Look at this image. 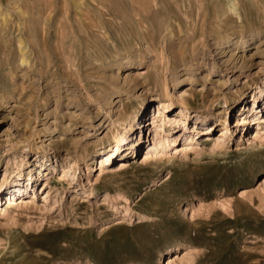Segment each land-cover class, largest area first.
<instances>
[{"label":"rangeland","instance_id":"rangeland-1","mask_svg":"<svg viewBox=\"0 0 264 264\" xmlns=\"http://www.w3.org/2000/svg\"><path fill=\"white\" fill-rule=\"evenodd\" d=\"M238 1L244 20L229 0H0V183L25 168L17 186H0V264H165L182 247L191 264H264V141L257 151L248 139L264 127V91L250 92L264 85V0ZM163 81L175 101L194 96L187 129L158 148L154 109L180 111L159 105ZM186 135L198 150L183 155ZM129 142L99 174L104 148ZM172 149L170 162L145 163ZM11 194L32 205L2 214Z\"/></svg>","mask_w":264,"mask_h":264},{"label":"bare ground","instance_id":"bare-ground-1","mask_svg":"<svg viewBox=\"0 0 264 264\" xmlns=\"http://www.w3.org/2000/svg\"><path fill=\"white\" fill-rule=\"evenodd\" d=\"M230 1V6H229V10L237 15L240 19H243L244 20V14H243V11H242V7H241V3L240 1L238 0H229ZM259 35V34H258ZM257 36V34H256ZM235 41V40H234ZM237 41V40H236ZM235 41V42H236ZM239 42V41H238ZM25 42H23V40L20 41V46L22 47L21 50H22V63H26V64H30L28 58H26V55L27 54V45L24 44ZM249 43V39L245 40L244 42H242V47H245L246 44ZM240 44V43H239ZM250 44V43H249ZM248 44V45H249ZM220 49V48H219ZM226 49V48H224ZM189 64V63H187ZM204 65V64H203ZM191 66V65H190ZM202 66V64H201ZM133 67V66H132ZM214 67V66H213ZM247 67V66H246ZM191 68V67H189ZM194 68V67H193ZM192 68V69H193ZM201 68V67H200ZM245 68V67H244ZM198 69V68H197ZM234 69V68H233ZM243 69V68H242ZM126 71V70H125ZM138 71V72H136ZM135 72L137 73L136 77H139L141 74H145L146 73V70L144 68H137ZM128 72V71H127ZM196 72V71H195ZM198 72V71H197ZM203 72H206V71H203ZM206 73H210L209 71H207ZM129 74V73H128ZM207 76V75H206ZM136 77H131L130 79L132 80L131 82L133 83V81L135 82L137 79ZM208 77V76H207ZM210 79V78H209ZM222 80V79H221ZM231 82V81H230ZM187 84V83H186ZM230 84V83H229ZM221 86V85H220ZM127 87V86H126ZM134 87L133 84L132 85H129L127 88H126V91H128L129 93L134 89L132 88ZM161 87H162V92H164V99H160V103L159 105H161L163 108L167 109L168 112L170 113H173L175 111L176 108H179L180 111L179 114L177 116H173L172 114H166L164 111H162L161 109H154V113H155V117L153 119V127L154 129L156 130V132L160 135H157V143H158V148L160 146H164L165 148L168 147V146H171V145H175L178 140V138H175L176 135L174 136V133H176L177 131H174L175 130V125H180V127H183L185 129H187V120L188 118L191 116V109H193L192 105H191V102L189 101V97L187 98V96H192L193 93L190 92V90H185L183 93H181L179 96H178V99L175 101L173 97V94L172 93V90L170 91L169 87H168V83L166 81H163L162 84H161ZM193 87V86H192ZM235 87V86H234ZM191 88V87H190ZM251 90L250 92H252L251 96L253 97V100H255L257 97H258V94L262 93L264 91V85L260 86L259 83L256 82V80L253 82V85L250 87ZM239 89V88H238ZM237 92L239 93V95L241 94V89L237 90ZM237 95V94H236ZM235 96V97H232L231 100H233V103H236L238 106L241 105V103H243L245 100V97L244 96ZM194 96V95H193ZM227 96V95H226ZM232 96V95H231ZM229 101H230V98H225V105H226V110H224V112L229 109ZM221 102V101H220ZM223 102V101H222ZM246 109V108H245ZM196 117H197V120L198 122H205L206 118H207V115L205 114H200L198 113V111L196 112ZM137 116L136 115H132L130 117V119L128 120L129 121V124L128 126L125 128V135L126 137L128 136L130 130L132 129V127L134 126V122L137 121ZM244 120L243 121H247V116H244L243 118ZM259 119H262L261 120V123H258V124H262L264 123V114L261 115V117ZM242 121V122H243ZM239 123H241V121L239 120ZM203 125H207V124H204L202 123V126ZM168 126L170 127L171 129L168 128V130L165 129V127ZM196 127V126H195ZM213 125H208L207 127H201L199 126L198 130L195 128L194 131H196V133H199V132H202V135L206 134L208 129L209 128H212ZM227 131H224L225 129L222 130L223 134L221 135L222 136H225L224 134H227L228 133V129H229V126L226 127ZM181 130V129H180ZM174 131V132H173ZM182 131V130H181ZM215 131V128L211 130V132H214ZM164 132V134H162ZM228 135V134H227ZM125 137V138H126ZM130 137V136H129ZM170 138L169 140H166L165 143H162L163 140L162 138ZM185 137V136H184ZM115 140L118 138L117 135H115ZM189 138V139H188ZM194 138V137H193ZM127 139V138H126ZM156 139V138H155ZM186 142L185 143H182L181 147H183L182 149H184L181 153L183 155H187V151H189V149H192L194 151H196V147L194 149V145L195 143L193 144V139H192V136L188 137L186 135ZM222 139V138H220ZM249 142H250V146L257 150V151H260V149L263 147V141H264V127L263 126H258L257 129L255 130H250L249 132ZM163 140V141H161ZM155 141V140H154ZM133 144L131 142H129L127 144V146H125L124 148L122 147H119V145L117 146H112L110 151H109V148L106 147L104 148L103 151L105 150H108L107 153L105 154L102 162H101V165H100V173L99 174H103V173H109V172H113L114 170L109 167V165L111 164V162H113V158H120L121 156L123 157V153H125L124 151L128 150V148L130 149V145ZM180 144H178L176 146L175 149H177L179 147ZM122 146V145H121ZM124 146V145H123ZM133 146V145H132ZM219 147H222V143H221V140H217L216 142H212L211 146L209 147V149H215V148H219ZM198 150V149H197ZM121 151V152H120ZM135 151V150H134ZM146 151V150H145ZM159 151V150H158ZM174 149H172L171 151H169L170 153H167L164 152V150H160L159 152L155 151L154 153H151V152H147L145 154V163L151 161V164L154 165L155 167H157V165H160L164 162H170L174 156H176V153H173ZM210 151V150H209ZM157 152V153H156ZM200 152V151H199ZM197 152V153H199ZM153 156H156L154 158H151ZM151 158V159H150ZM175 158V157H174ZM116 160V159H115ZM153 161V162H152ZM23 162L24 160H22L19 164L16 165V169H12V170H5V174H4V178L2 179V182L0 183L1 187L2 188H5L6 186H9L11 184H13L14 186H17L18 182L23 178L24 174L23 172H25V168H23ZM119 164H121L123 167L127 166L129 163L128 161H124V160H120L119 161ZM72 170V168L70 170H66V169H63L61 171L60 174H58V178L60 180H63L65 179L69 172ZM45 171V174H47V170H44ZM115 172H119V171H115ZM29 180L30 182L28 183V186H33L32 184V180H33V175L31 173V170H29ZM50 175L51 173H48L44 180L46 181L45 183L47 185H49V179H50ZM98 180V179H97ZM21 183V182H20ZM17 184V185H15ZM23 185V184H22ZM12 188V187H11ZM78 188V187H77ZM18 191V193L20 194L21 192H23L22 189L18 188V189H15ZM263 190H264V187H263ZM109 191V190H108ZM112 191V190H111ZM113 192V191H112ZM122 192V191H120ZM110 193V192H109ZM17 194V193H16ZM108 194V193H107ZM32 195H34V192L32 193ZM111 195V194H110ZM113 195V194H112ZM111 195V196H112ZM124 196V195H123ZM120 197V196H119ZM118 197V198H119ZM31 198V197H30ZM116 198V197H115ZM18 200V203H15L17 202ZM47 200V198H46ZM7 204L8 206L3 209V213H7V210H9V207L10 206H13L14 204H16V206L18 207H22V206H28L30 203V205H32V200H30L29 198H22V196H17V195H13L11 194L8 199H7ZM19 202L23 203V204H19ZM119 205V204H118ZM222 206L227 208L229 207L228 205L222 203ZM4 208V207H2ZM118 208H120L118 206ZM1 206H0V211H1ZM126 212H130V207L127 206L126 207ZM189 211L188 213V216H190L191 218L194 217V209H187ZM11 212V211H10ZM14 218L13 217H9V220H13ZM192 262V255H191V249L189 247H182V249L180 248H176L174 251H172L169 256H168V260H167V263L165 264H177V263H180V264H191Z\"/></svg>","mask_w":264,"mask_h":264}]
</instances>
